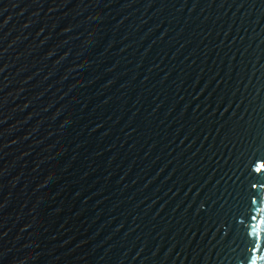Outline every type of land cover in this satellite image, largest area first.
I'll use <instances>...</instances> for the list:
<instances>
[{
    "label": "water",
    "instance_id": "95a60500",
    "mask_svg": "<svg viewBox=\"0 0 264 264\" xmlns=\"http://www.w3.org/2000/svg\"><path fill=\"white\" fill-rule=\"evenodd\" d=\"M0 264H264V0H0Z\"/></svg>",
    "mask_w": 264,
    "mask_h": 264
}]
</instances>
